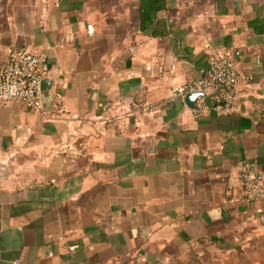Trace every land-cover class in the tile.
Returning a JSON list of instances; mask_svg holds the SVG:
<instances>
[{
	"label": "crops",
	"instance_id": "obj_1",
	"mask_svg": "<svg viewBox=\"0 0 264 264\" xmlns=\"http://www.w3.org/2000/svg\"><path fill=\"white\" fill-rule=\"evenodd\" d=\"M14 48L53 104L0 100V264H264L239 178L264 171V0H0V73ZM235 51L229 112L172 95Z\"/></svg>",
	"mask_w": 264,
	"mask_h": 264
},
{
	"label": "built area",
	"instance_id": "obj_2",
	"mask_svg": "<svg viewBox=\"0 0 264 264\" xmlns=\"http://www.w3.org/2000/svg\"><path fill=\"white\" fill-rule=\"evenodd\" d=\"M239 51L214 52L201 69L202 77L173 89V96L185 97L188 93L200 92L193 110L201 115L209 110L229 112L240 86H248L253 75L241 72L236 67ZM50 70L45 53L24 48L10 50L0 73V100H19L29 108L41 109L40 81ZM154 106L148 102H137L124 107V114L135 115L149 111ZM244 188L245 201L254 206L255 217L264 228V171L256 164L245 161L239 173Z\"/></svg>",
	"mask_w": 264,
	"mask_h": 264
},
{
	"label": "water",
	"instance_id": "obj_3",
	"mask_svg": "<svg viewBox=\"0 0 264 264\" xmlns=\"http://www.w3.org/2000/svg\"><path fill=\"white\" fill-rule=\"evenodd\" d=\"M53 81V78L49 77V72L40 81L41 108L43 109H48L53 104V92L51 90ZM199 94L201 93L194 92L188 93L185 96V99L190 106L194 107L195 100Z\"/></svg>",
	"mask_w": 264,
	"mask_h": 264
}]
</instances>
